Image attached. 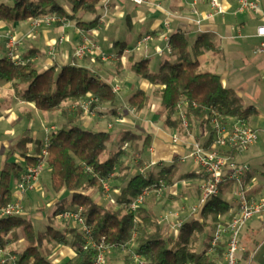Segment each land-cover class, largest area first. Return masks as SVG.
Wrapping results in <instances>:
<instances>
[{"label":"trees","instance_id":"obj_1","mask_svg":"<svg viewBox=\"0 0 264 264\" xmlns=\"http://www.w3.org/2000/svg\"><path fill=\"white\" fill-rule=\"evenodd\" d=\"M100 3L101 0H0V22L11 27L14 22L54 15L61 19L59 22L74 21L76 27L89 31L99 24ZM87 14H91L93 18L84 20L83 17ZM169 41L171 53L168 56L173 60L166 59L156 72H150L147 60L134 62L131 67L136 74L158 85L153 93L160 99L164 114L163 126L186 131L191 128V124L199 123L209 130V136L202 142L209 148L212 142L209 124L212 111L221 112L224 119L228 120L244 119L249 113L241 105L240 99L225 87L220 75L201 66L196 42L191 44L185 32L176 30L170 34ZM35 52V49L25 52L23 63L19 64L7 59L6 54L0 55V83L12 84L14 91L23 100L34 103L37 110L52 114L59 112L63 118L59 127L49 133L48 156L44 168L49 170L52 191L55 194L66 192L68 197L57 203L52 217L56 218L59 212L67 209L66 203L69 208L82 206V215L92 228L93 240L98 243L103 239L109 246L108 251L115 248L120 250L135 232L134 251L147 264H223L226 238L218 240L213 246L211 238L217 222L227 223L232 218L220 219L228 212L229 206L219 195L209 198L194 213V217L182 221V225L171 233H168L167 223L146 207L150 199L158 201L161 198L156 192L152 191L144 196L142 204L136 210L128 208V204L142 189H156L161 183L171 184L173 174L169 172L175 162L162 167L157 162L144 174H134L120 190L117 207H106L92 198L89 191H102L97 176L114 174L115 179L124 165L121 163V167H117L120 150L110 152L107 149L111 142L110 132L91 130L81 125L84 112L77 102L91 95L96 98L91 107H96L114 102L116 94L110 84L84 66L73 63L53 64L39 70L31 61ZM149 98L144 90L138 89L129 97L128 104L140 111ZM179 103H182L181 110ZM180 111L187 118V128L182 125ZM137 137L126 131L121 140L136 142ZM29 141L31 139L24 136L16 144L25 166L17 162H6L0 172V206L13 199L11 182L18 180L26 166H34L42 160L44 139L35 140V155L28 154L26 145ZM147 145L148 136L143 147ZM234 151L235 149L220 150L222 154L230 156ZM106 152L107 156L101 159ZM86 168L91 169V172ZM66 224L68 228L62 230L50 225L44 232H38L33 222L24 215L2 217L0 249L22 234L25 242L23 248L20 251L8 250L16 256L19 264H57L47 258L43 248L44 241L52 246L68 244L74 248L75 254L61 264H93L94 248L83 249L86 237L70 223ZM67 234L70 235L69 238ZM199 239L203 244L198 246ZM126 257L129 262L132 261L129 255ZM132 263L136 264L134 261Z\"/></svg>","mask_w":264,"mask_h":264},{"label":"crops","instance_id":"obj_2","mask_svg":"<svg viewBox=\"0 0 264 264\" xmlns=\"http://www.w3.org/2000/svg\"><path fill=\"white\" fill-rule=\"evenodd\" d=\"M255 1L260 8H264V0ZM190 2L191 0H149L136 4L130 0H101L99 24L89 31L79 29L74 21L69 20L50 26H40L37 29L30 27V20L14 22L11 27L0 22V33L10 31L14 35L15 56L22 58L28 50H36L31 61L39 70L53 64L73 63L92 69L101 80L111 86L122 81V87L115 93L116 100L96 106L95 114L84 115L81 124L87 129L110 132L114 127L111 122L116 119L121 126L119 133L130 131L138 136L136 142L126 140L118 149L120 154L117 167H121V163L124 166L119 169L118 176L111 181L109 194L105 195L100 190L89 191L94 200L106 207H117V196L129 178L137 174L141 166L154 159L160 163V167L173 162L175 166L169 172L173 174L172 183H165L161 198L158 201L150 199L146 207L153 210L159 219L167 211L178 212L179 219L183 222L194 217L189 204L187 205L184 200L199 199L202 174L192 161L182 163L178 157L188 152L194 141L203 142L209 136V130L199 123L191 124V128L186 131L164 127L160 99L153 93L158 85L136 74L131 67L134 62L147 60L150 72H156L166 59L172 61L173 58L167 53L158 55L156 49L164 46L163 34L170 36L176 30L185 32L191 44L196 42L201 66L220 75L225 87L240 99L243 108H247L249 114L246 118H229V121L239 120L245 126L255 129L258 138L250 146L235 150L231 156L235 162L248 167L242 177V185L248 188L247 195L264 198V51H259L261 39L256 35V28L264 25V19L258 11H239L235 0H220L223 14H215L210 19H204L203 15L210 9L209 0H197L195 9L203 18L197 25L193 22L196 16L191 13ZM168 12L180 17H168ZM87 16L85 15L83 19ZM166 20L169 22L168 29L165 26ZM124 21L127 28L121 29ZM79 30L97 42L103 52L118 57L107 62L91 55L75 59L73 52L82 36ZM147 33L151 34V38L138 49L137 54L133 52L135 49L122 54L124 49L134 48L137 41ZM61 35H66L67 40L55 45L50 53L49 45ZM0 42V55H5L6 41ZM138 89L144 90L150 96L149 101L142 110L130 112L128 99ZM54 114L37 110L34 103L23 100L14 91L12 84L0 83V172L6 162H17L25 166L24 160L19 156L17 142L28 136L31 139L26 145L29 149L28 154L35 155V140L45 138V128L49 126L57 128L61 124H55L50 120ZM147 136L149 145L143 147ZM173 136L178 138L177 142L172 141ZM178 162L181 166L176 165ZM16 182L17 180L12 184V200L18 198ZM39 183L40 178L35 190L21 197V202H26V206L40 198L37 194V190L40 189ZM179 183L183 184L181 188H178ZM239 186L237 182L231 180H225L220 185L218 195L229 206L228 212L220 219L229 220L236 214L238 202L235 193ZM67 197L68 194L64 192L54 193L49 199L46 198L49 200L48 205H57ZM25 214L27 213L24 212V216L29 218ZM33 217L41 219L40 215ZM55 219L53 224H57L56 229L68 228L66 223H56L58 218ZM169 222L166 225L169 227L168 233H171V229L174 232L171 226L174 223L173 219L171 218ZM66 236L70 237L69 234ZM240 242L243 247L239 255L240 264H264V211L255 214L246 222L240 233ZM43 243L45 251V246L50 249L46 254L53 263L61 264L75 254L74 248L68 244L52 246L45 241ZM5 248H10V242ZM118 251L116 248L110 249L106 261L108 258L114 263L121 264L118 261L120 257ZM126 256H122L125 261Z\"/></svg>","mask_w":264,"mask_h":264},{"label":"built area","instance_id":"obj_3","mask_svg":"<svg viewBox=\"0 0 264 264\" xmlns=\"http://www.w3.org/2000/svg\"><path fill=\"white\" fill-rule=\"evenodd\" d=\"M136 4L145 3V0H130ZM238 5L239 11H258L262 18L264 19V8H260L255 0H235ZM192 10L191 13L196 17L193 19L195 24H200L204 19H210L215 14H223L224 10L220 3V0H209V11L201 17L200 13L195 9L197 0H191ZM168 17H180L168 12ZM61 21L60 18L54 15H47L42 19H31L30 27L32 29H37L40 26H50L56 22ZM168 21L166 20V29L169 28ZM79 33L82 34L79 43L75 46L73 56L75 59H83L86 55L97 56L101 61H106L107 59H113L118 56H113L102 51L99 44L87 35H85L81 30ZM239 34V33H238ZM256 35L260 37L259 51H264V25H259L256 28ZM151 38V34L147 33L142 36L135 45L134 48L124 49L122 54L132 52L133 49L140 48L142 45L146 44ZM162 39L164 41V46L157 48L156 53L158 55H168L171 53V44L169 41V35L163 34ZM6 41V57L12 62L19 64L23 63L22 58L14 55V45L15 38L12 32L6 31L0 33V41ZM67 40L64 35L59 36L52 44L49 45V51L52 53L55 45H60ZM112 91L117 93L120 90L118 85L111 86ZM96 101V98L87 95L81 98L77 104L83 110L84 115L93 116L95 114V107H91L92 103ZM195 105V103H193ZM181 110L182 103L178 104ZM130 112H134V107L128 108ZM180 116L182 119V125L184 128L188 127V121L185 115L180 111ZM209 124L212 131V142L209 148H206L201 141H194L191 148L185 154L180 155L178 160L180 162L192 161V163L198 167L202 174V179L199 184L200 197L198 203L193 205L190 210L192 213L198 211V209L205 204V202L214 196L219 194L220 185L224 180H231L237 182L240 186L236 191L238 208L236 214L227 223L217 222L212 238L211 245H215L216 242L223 237L226 238V250L223 255V264H240L239 255L243 250L240 242V233L246 222L251 219L255 214L264 211V198L250 197L247 195L248 188L242 185V177L248 167L243 164H239L234 161L233 157L228 154H222L220 150L222 149H235L242 150L251 144H253L257 138L258 133L255 129L245 126L239 120L229 121L224 119L223 115L219 111H212ZM55 127L49 126L45 128V138L43 143V148L41 149L42 160L34 166H26L23 172L20 174L17 182L16 189L18 191V198L10 201L9 203L0 206V218L9 217L14 215H23L24 208L21 204V197L29 192L35 190L40 173L44 169L46 164V158L48 156L47 144L49 140V133ZM173 142H177L178 138L176 136L172 137ZM157 164V160H150L139 168V173L144 174L148 169ZM88 172L91 169L86 168ZM95 175V174H93ZM96 176V175H95ZM114 174H110L107 177H98L101 184L102 192L108 195L110 192L111 181ZM164 184L161 183L159 188L146 187L128 204L130 210H136V208L142 204L144 196H147L150 192H156L157 196L162 195V189ZM57 218L70 223L72 226L76 227L85 237V243L83 249L92 247L95 250V256L93 259V264H105L106 253L109 246L106 242L101 239L98 243L92 238V228L86 223L82 215V206L77 205L72 208H67L58 213ZM173 219L171 224L173 231L178 229L182 225V220L179 219V214L176 211L165 212L160 220L170 223V219ZM136 221V219H135ZM134 237L135 232L132 233L130 240L120 247V250L128 253L130 258L136 264H147V262L141 257L139 253L134 251ZM0 264H19L16 261V256L4 248L0 249ZM189 264V263H182Z\"/></svg>","mask_w":264,"mask_h":264},{"label":"rangeland","instance_id":"obj_4","mask_svg":"<svg viewBox=\"0 0 264 264\" xmlns=\"http://www.w3.org/2000/svg\"><path fill=\"white\" fill-rule=\"evenodd\" d=\"M92 18H93V16L91 14H89L87 17H85L84 20L88 21V20H90ZM126 26H127L126 25V21H124V22H122L120 28L122 29V28L125 27V29H126L127 28ZM105 47H107V44H105ZM138 49H140V48H136L133 52L135 54H137L139 52ZM136 58L138 59V57H136ZM157 59L159 60L160 58H157ZM107 61H111V59H107L105 62H107ZM154 62H156V59L154 60ZM113 84L114 85H118L120 88L123 85L122 84V81H118V82L113 83ZM50 120L53 123L58 124V123H61L63 121V118L61 117V114L59 112H56L53 116L50 117ZM111 123L114 124V127L110 130V133L112 134V137H111V142L108 144L107 149H108V151L109 150H112V151H115L116 152V151H118V149L120 148V146L122 147L123 141L121 140V136L123 135V132H120L119 133V131H121L120 130L121 129V126H120V124H118V122H117L116 119L113 120ZM35 124H37V121L35 122ZM38 125L40 127V124L39 123H38ZM127 142H131V140L127 139ZM106 153L102 154L101 159H104L107 156ZM131 160H132V158H131ZM176 165L177 166H181L179 164V162ZM29 166H31V165H29ZM39 178H40V183H39L40 189L37 190V194L40 196V198H39L40 200L38 198H36L35 201L30 202L27 206L25 204L26 202L24 203V201L21 202V204H22V206L24 208V212L27 213L25 215L32 219V222L34 224L35 230L38 231V232H44L47 229V226L48 225H51L54 228H57L56 227L57 224H53L55 218L52 217V214H53V211H54V208L56 207V205H48V202H47V200L54 195V193H53V191L51 189V186H50V173H49V170L47 168H44L42 170V172L40 173V177ZM12 184H13V181L11 182V185ZM178 185H179L178 188H181L183 186L182 183L181 184L179 183ZM176 187L177 186H175V188ZM184 201H186V204L187 205L189 204L190 208L192 207L191 206L192 204L195 205V204L198 203V200L195 201L194 199H190L188 201L187 200H184ZM65 207L66 208H69L70 206H69V204L66 203ZM33 215H40L41 216V219H39V220L34 219ZM62 222L63 223H66L65 221H62L60 219H57V221H56V223H61V224H62ZM24 244H25V242H24V240L22 238V234H19V237H16V238L10 240V248L9 249L8 248L7 249L5 248V251L11 250V249L16 250V251H20L23 248ZM44 244L45 243H43V245ZM200 244H201V239H199L198 246ZM45 249H46V251H49L48 246H45ZM117 254L120 256L119 259H118V261L121 264H130V263H128L129 262L128 260L125 261L122 258V256L128 255L127 252L122 251V250H119L117 252ZM67 257H69V256H67ZM132 261H131V263H132ZM106 264H117V262L114 263V261H112V260H110V259L107 258Z\"/></svg>","mask_w":264,"mask_h":264}]
</instances>
